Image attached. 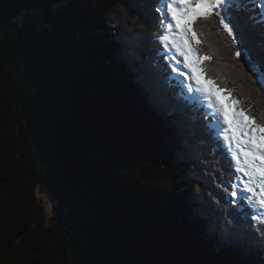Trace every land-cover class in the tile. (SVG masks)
<instances>
[{
	"label": "trees",
	"instance_id": "1",
	"mask_svg": "<svg viewBox=\"0 0 264 264\" xmlns=\"http://www.w3.org/2000/svg\"><path fill=\"white\" fill-rule=\"evenodd\" d=\"M254 1L239 25L256 54ZM158 19L142 0H0V264H264V224L232 201L233 161ZM196 30L206 76L264 124L218 18Z\"/></svg>",
	"mask_w": 264,
	"mask_h": 264
},
{
	"label": "snow or ice",
	"instance_id": "2",
	"mask_svg": "<svg viewBox=\"0 0 264 264\" xmlns=\"http://www.w3.org/2000/svg\"><path fill=\"white\" fill-rule=\"evenodd\" d=\"M142 2H150L159 13L157 23L162 32L158 33L157 38L164 49L162 55L170 63L176 60L172 72L184 78L180 83L184 85L189 99L198 101L202 98L207 101L210 111L205 113L209 121L205 130L210 136L222 141L237 173L236 182L231 185L229 193L232 201L237 205L241 201L247 202V208L240 205V211L245 216H250L256 225L264 224V124L246 115V110L238 107L241 102L231 97L229 90L218 88L215 81L206 76L202 61L211 58L201 56L192 43H201L196 30L199 22L218 18L220 29L231 38V43L236 48L234 57L247 67L248 72L255 77V83L264 88V42L261 43L259 52L253 54L245 43V36L239 25V14L245 10L246 0ZM255 4L264 8L262 0H255ZM260 26L264 30V21L260 22ZM197 72L204 77L203 82L197 77ZM220 92L227 99V110L219 99ZM220 147V144L216 146L217 152ZM258 230L264 234V228Z\"/></svg>",
	"mask_w": 264,
	"mask_h": 264
},
{
	"label": "rangeland",
	"instance_id": "3",
	"mask_svg": "<svg viewBox=\"0 0 264 264\" xmlns=\"http://www.w3.org/2000/svg\"><path fill=\"white\" fill-rule=\"evenodd\" d=\"M262 3H264V0H262ZM258 7V6H257ZM258 10H261L262 12H264V8H262V7H258L257 8ZM264 15H262V17H263ZM193 43V46L194 47H196L197 45L195 44V42H192ZM182 59V58H181ZM191 63H193L192 61H191ZM171 65L173 66V65H176V60H172L171 61ZM197 74H198V76H200V73L199 72H197ZM175 75V77L179 80V81H182V80H184V78L183 77H180L177 73H175L174 74ZM201 77V76H200ZM203 78V77H202ZM185 83H187V81H185ZM182 87H183V89H184V92H185V94H186V97L189 99V94L187 93V91H186V89L184 88V85L182 84ZM197 95V94H196ZM225 97V96H224ZM190 101H193V100H191V99H189ZM199 101H201L202 102V105H204V107H205V109H206V111H210V109H208V107H207V101L206 100H203L202 98L199 100ZM227 101V100H226ZM238 107H241V105H238ZM240 175H242V174H240ZM246 179V178H245ZM38 199H39V202H40V204H42V205H44L45 206V208H46V210L48 211V213H50V211L53 209V207H55V205H56V201H55V199H53L51 196H49V195H46L45 193H41V191H39L38 192Z\"/></svg>",
	"mask_w": 264,
	"mask_h": 264
},
{
	"label": "bare ground",
	"instance_id": "4",
	"mask_svg": "<svg viewBox=\"0 0 264 264\" xmlns=\"http://www.w3.org/2000/svg\"><path fill=\"white\" fill-rule=\"evenodd\" d=\"M182 24H183V22H182ZM190 63H191V61H190ZM197 77L200 78L201 81L203 82L202 77L198 76V74H197ZM197 95H199V94H197ZM218 96H219V99L221 100V102L225 105V110H227V101H226L227 99L224 97V94H222L220 92V93H218Z\"/></svg>",
	"mask_w": 264,
	"mask_h": 264
}]
</instances>
